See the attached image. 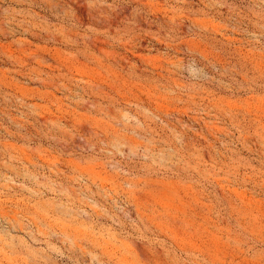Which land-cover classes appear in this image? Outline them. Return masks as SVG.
I'll return each instance as SVG.
<instances>
[{
	"label": "rangeland",
	"instance_id": "obj_1",
	"mask_svg": "<svg viewBox=\"0 0 264 264\" xmlns=\"http://www.w3.org/2000/svg\"><path fill=\"white\" fill-rule=\"evenodd\" d=\"M0 264H264V0H0Z\"/></svg>",
	"mask_w": 264,
	"mask_h": 264
}]
</instances>
